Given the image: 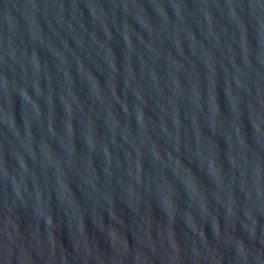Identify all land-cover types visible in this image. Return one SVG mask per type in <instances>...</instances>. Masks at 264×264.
<instances>
[{"label": "water", "instance_id": "water-1", "mask_svg": "<svg viewBox=\"0 0 264 264\" xmlns=\"http://www.w3.org/2000/svg\"><path fill=\"white\" fill-rule=\"evenodd\" d=\"M0 264H264V0H0Z\"/></svg>", "mask_w": 264, "mask_h": 264}]
</instances>
